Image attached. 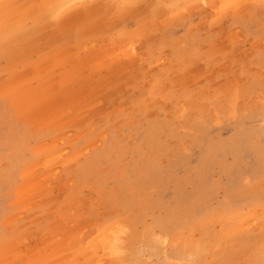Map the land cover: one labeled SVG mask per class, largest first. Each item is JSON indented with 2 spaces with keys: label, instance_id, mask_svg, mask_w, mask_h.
I'll use <instances>...</instances> for the list:
<instances>
[{
  "label": "rangeland",
  "instance_id": "1",
  "mask_svg": "<svg viewBox=\"0 0 264 264\" xmlns=\"http://www.w3.org/2000/svg\"><path fill=\"white\" fill-rule=\"evenodd\" d=\"M0 264H264V0H0Z\"/></svg>",
  "mask_w": 264,
  "mask_h": 264
}]
</instances>
